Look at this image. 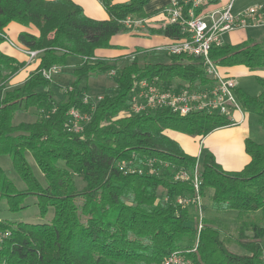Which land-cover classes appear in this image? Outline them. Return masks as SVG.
I'll list each match as a JSON object with an SVG mask.
<instances>
[{
    "label": "trees",
    "instance_id": "1",
    "mask_svg": "<svg viewBox=\"0 0 264 264\" xmlns=\"http://www.w3.org/2000/svg\"><path fill=\"white\" fill-rule=\"evenodd\" d=\"M100 1L109 19L87 16L73 0H0V43L5 27L15 21L37 27L38 36L23 31L19 41L41 51L37 68L11 88L12 78L26 62L0 49V155L11 157L26 184L25 189H18L0 165V202L5 199L9 210L17 212L27 197L35 195L42 217L54 208L50 223L0 219V264H161L174 251L183 252L194 264H264V142L246 139L251 160L239 171L225 170L211 152L200 157L203 199L210 201L217 214L205 216L198 233L196 207L177 201L180 195L194 194L191 183L175 181L170 169L149 173L145 162L155 158L192 172L198 158L186 153L167 131L206 136L233 125L232 121L219 114L181 115L168 108L121 115L128 108L135 78L208 82L199 59L169 55L167 61L154 63L141 62L135 55L118 70L114 91L97 104L82 134L65 128L72 107L90 110L81 98L89 91L82 82L115 67L104 60L92 62L97 49L115 47L112 38L128 32L122 23L127 16L156 12L146 10L151 0ZM150 32L182 36L175 26ZM70 56L81 62L72 71L71 90L57 101L51 90L53 81L43 70L55 64L65 67ZM210 58L221 66L263 70L264 40L251 36L238 44L226 43L212 48ZM257 79L262 86L259 95L238 87L235 91L243 108L259 116L264 130V78ZM30 108L41 115L33 122L14 123L18 111ZM27 153L34 157L46 183L36 176ZM61 160L65 166L58 164ZM121 162L143 170L126 173L119 168ZM76 176L85 182L81 189ZM203 210H207L205 202ZM232 244L247 252L238 253Z\"/></svg>",
    "mask_w": 264,
    "mask_h": 264
},
{
    "label": "built area",
    "instance_id": "2",
    "mask_svg": "<svg viewBox=\"0 0 264 264\" xmlns=\"http://www.w3.org/2000/svg\"><path fill=\"white\" fill-rule=\"evenodd\" d=\"M236 0H167L155 8L156 12L150 16H127L122 23L131 31H148L151 28L166 29L169 26L180 28L181 37L165 36L168 42L147 48L166 53L167 55H187L201 61L209 81L206 83H190L174 79L168 83L159 77L135 78L128 93V108L121 115H135L148 113L158 109L168 108L181 115L204 112L228 117L233 125L245 121L246 110L243 108L235 89V77L222 71V66L210 58V50L226 44L225 37L233 31L264 28V6L255 4L246 9L234 12ZM149 35V34H147ZM152 35V33H151ZM4 41L8 42L30 57L34 62L39 57L40 50H32L24 44L13 40L5 31L1 33ZM136 54L132 56L134 58ZM95 57L91 58L96 62ZM62 71V66L55 64L43 70L45 77L54 81V76ZM112 72L114 69L111 70ZM110 71V72H111ZM117 73L114 71V74ZM71 90V86L68 87ZM105 95V94H104ZM104 95H94L87 91L81 98L90 110L84 111L72 107L68 111L65 128L73 133L82 134L84 127L92 120V112ZM56 108L53 110L55 111ZM104 122L103 124H105ZM193 169L176 168L169 163L155 158H149L145 165L148 172L160 174L165 169L173 171L175 181L190 182L194 188L193 195H180L177 201L186 207L191 205L197 209L196 227L198 233L203 228L204 210L201 180L200 155ZM120 170L128 172H142V168L119 163ZM168 199V197H165ZM3 233L0 232V240ZM161 264H194L183 252L174 251L166 256Z\"/></svg>",
    "mask_w": 264,
    "mask_h": 264
},
{
    "label": "crops",
    "instance_id": "3",
    "mask_svg": "<svg viewBox=\"0 0 264 264\" xmlns=\"http://www.w3.org/2000/svg\"><path fill=\"white\" fill-rule=\"evenodd\" d=\"M73 1L81 5L85 11V14L91 18L99 19V20H105L110 18L109 14L107 13L106 9L104 8L100 0H73ZM227 1L228 0H222V2L224 3H226ZM255 4H261L264 6V0H239V3H237L236 0L234 3L233 10L235 13H237ZM146 10L151 11L153 9L148 8L147 5ZM4 31L13 40L17 42H20L19 34L23 31H28L37 36L39 35V30L34 25L25 26L15 21L10 22L5 27ZM228 35L231 37L232 36L236 37L234 38L233 41L234 43L231 44L241 43L251 36L258 41H262L264 40V28L233 31L227 34L226 36ZM148 36L151 37L143 38L140 36L137 37L136 35L128 36L126 34L116 35L112 38V43L115 45V47L97 49L95 59H97L96 61H100V60H104L107 62L113 61L117 64L119 62L129 63L134 53L136 54L137 49H143L142 51H146V49L149 48V46H155L161 43L168 42V38H166L162 34H152ZM225 42L230 43L229 41L226 40ZM0 49L4 53L15 57L19 61L26 62V67L23 68L19 73H17L12 78L10 82L11 86L16 84L18 86L22 84L24 80L28 77L29 73L35 70L40 63L41 51L39 52V57L34 62H29L30 57L26 53L15 47H12L6 41L0 43ZM68 58L71 59L70 62H67L68 67L66 66L62 67V70L64 69L73 70L75 67L80 65L81 59L79 57L70 56ZM221 68L224 73H228L233 77H235L238 88H239L238 77L240 75L253 74L264 78V69L258 71H251L248 67L244 65L222 66ZM73 81L74 80H72L71 83ZM56 86L61 87V85H58V83L54 81L53 85L51 86V90L55 98L57 93L53 89L57 88ZM261 91H262V86H261ZM251 116L257 117V121H258L259 119L258 115L247 111L244 122L215 129L206 136H200V135L191 136L175 130H168L167 134L171 138L176 140L185 150L186 153L192 156L197 157L200 155V157H202L207 152H211L215 155L216 160L222 165V167L225 170L239 171L242 170L244 166L248 164L251 160L250 155L246 151V145H245V141L247 138L250 137L254 139L252 124H251ZM222 216L223 218H227L228 214H222ZM0 219L2 218L0 217ZM231 248L237 251L238 253H243V250L238 249L235 244Z\"/></svg>",
    "mask_w": 264,
    "mask_h": 264
},
{
    "label": "rangeland",
    "instance_id": "4",
    "mask_svg": "<svg viewBox=\"0 0 264 264\" xmlns=\"http://www.w3.org/2000/svg\"><path fill=\"white\" fill-rule=\"evenodd\" d=\"M167 0H151L148 4V8L150 9H155L165 3ZM241 2V1H240ZM237 3H239V0H237ZM121 34H126V35H136L137 37H151L148 36L147 34L151 35L150 29L148 31H136L133 32L130 29H128L127 33H121ZM135 37V36H133ZM157 37V36H154ZM160 37V36H158ZM233 37V38H232ZM226 36V41H229L230 43H234V38L235 36ZM152 47V46H149ZM136 56L141 62H161V61H167L169 59V55L166 53H160L158 51L148 49L146 51H139L137 50ZM71 59L67 58V62H70ZM132 60V58H131ZM113 62V61H112ZM115 63V62H113ZM128 63V62H127ZM127 63L124 62H119L118 64L115 63L114 71L118 73V70L125 66ZM72 66V64H71ZM68 67V65H66ZM70 67V66H69ZM73 70L70 69H64L62 70L59 74L54 76V81L58 83L60 86H56L57 88H54L53 90L57 93L56 94V100L60 101L66 98V91L68 90V87L72 85L71 81L75 79L73 73ZM114 71L112 72H106L103 74H92L90 75L87 80L85 79L82 82V86L85 87L87 86L89 89V93H92L94 95H104L107 93H111L114 91L116 87V75L117 73L114 74ZM53 81V82H54ZM20 83V82H19ZM71 83V84H70ZM17 86L12 85L11 88ZM238 86L241 88L244 92H246L249 95L255 96L259 95L261 93V85L257 79L256 75L253 74H247V75H240L238 77ZM61 88V89H59ZM48 89V88H45ZM83 94V93H82ZM3 95V92H0V97ZM41 115L40 111H38L36 108H30L28 111H18L15 114L14 118V123H19L22 121H27V122H33L35 121L39 116ZM251 124H252V129H253V138L256 139L259 142H264V130L262 127L259 125L257 121V117L251 116ZM256 134V135H255ZM27 159L29 163L31 164L36 176L42 183H46L45 177L43 172L41 171L40 167L36 163L34 157L32 156L31 153H27ZM60 166H65L64 161H59L58 163ZM0 165L2 168L5 170L6 174L14 181L15 185L17 186L18 189L23 190L26 188L25 182L22 180L18 172L15 170L13 166L12 159L9 155H0ZM75 182L76 185L81 189L85 182L78 176L75 177ZM206 200V201H205ZM203 201V204L207 205V210L204 211L205 216L213 217L217 213L214 212L210 208V201L205 199ZM82 202L79 200V204ZM54 216V208H50L48 213L42 217L39 214V208L37 204V197L35 195H31L27 197L24 200V208L17 211V212H12L9 210L8 205L6 203V200L3 199L0 202V217L4 220H9V221H25V222H30V223H50L52 221V218ZM220 217H223L222 214H220ZM229 218V217H227ZM231 218V216H230ZM231 229L233 230L235 228V223L230 224ZM236 245V244H235ZM232 247L234 246L233 244L231 245ZM263 246H264V238H263ZM238 249H242L243 252H247L244 248L236 245Z\"/></svg>",
    "mask_w": 264,
    "mask_h": 264
}]
</instances>
